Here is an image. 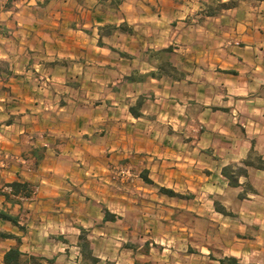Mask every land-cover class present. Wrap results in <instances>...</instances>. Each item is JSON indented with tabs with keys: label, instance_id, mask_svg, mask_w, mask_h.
Instances as JSON below:
<instances>
[{
	"label": "crops",
	"instance_id": "1",
	"mask_svg": "<svg viewBox=\"0 0 264 264\" xmlns=\"http://www.w3.org/2000/svg\"><path fill=\"white\" fill-rule=\"evenodd\" d=\"M226 1L0 0V191L35 189L0 192V264H78L82 228L96 264H264V168L222 174L264 160V1Z\"/></svg>",
	"mask_w": 264,
	"mask_h": 264
},
{
	"label": "trees",
	"instance_id": "2",
	"mask_svg": "<svg viewBox=\"0 0 264 264\" xmlns=\"http://www.w3.org/2000/svg\"><path fill=\"white\" fill-rule=\"evenodd\" d=\"M235 0H228L226 2H220L215 5V9L221 10V9H227L231 7H235L234 4ZM264 1V0H262ZM118 2V1H117ZM213 7L208 6V9H206V14L211 15L214 13ZM102 28H104L106 33L111 32L110 29L119 30L122 32H125L127 25L126 23H121L119 25H113V24H107L104 25ZM172 47H166L162 49L153 50L151 52L154 60H157V69L163 70L165 73L169 74L170 76H174L179 72V70L173 65V63L170 61V57H162V54H171ZM142 97H139L136 101V104L134 106L130 107V112L138 116L140 113L138 112V108L142 103ZM247 166H254L257 168H264V160L261 158V156L253 149L250 150V153L248 154V157L244 159L241 163H234L229 164L227 166H224L222 168V174L227 177L230 180L231 185H237L238 184V176L244 175L246 173V167ZM141 177L148 181V178L145 174L141 173ZM5 187L7 190H1V194H3L8 202L12 203H18L22 199H28L31 198L34 193V186L31 183L28 182H21V181H13L10 183H6ZM163 193H168L171 195H179L174 193L173 191L165 188L160 189ZM216 209L220 212H225V210L222 207H219L216 205ZM0 218L3 220H7L11 222L13 225L17 226L19 229L23 230V225L19 223L18 216L11 215L3 210L0 209ZM7 234L5 232H0L1 237H6ZM66 242V241H65ZM76 245L79 249L80 259L78 264H96L99 260L98 257L93 254L92 246L90 243V240L88 239V232L85 229H81L80 234L78 235ZM225 259H228L227 264H235L236 259L233 257H225L219 259L220 264H225ZM3 261L6 264H52L53 259L43 257V256H34L30 255V257L27 259H24L22 257V253L19 251L18 247H12L9 250H7L4 253ZM106 264H112L110 262H107ZM135 264H147V262H141L137 261Z\"/></svg>",
	"mask_w": 264,
	"mask_h": 264
},
{
	"label": "rangeland",
	"instance_id": "3",
	"mask_svg": "<svg viewBox=\"0 0 264 264\" xmlns=\"http://www.w3.org/2000/svg\"><path fill=\"white\" fill-rule=\"evenodd\" d=\"M240 3V1L239 0H235L234 1V4H235V6H237L238 4ZM248 4L250 5V6H254V7H258L259 5L257 4V2H256V0H248ZM257 9H259V7L257 8ZM170 55L171 54H162V57H166V56H168V57H170ZM178 73V72H177ZM177 75V74H176ZM136 101H137V99H136ZM136 101H135V104H136ZM134 104V105H135ZM144 104H146V102H144V103H141V105L139 106V107H142ZM258 153V152H257ZM35 190V189H34ZM177 234V233H176ZM69 236V235H68ZM68 239V241H70V240H73V238L72 237H69V238H67ZM184 243V242H183ZM195 250H197L196 248H195Z\"/></svg>",
	"mask_w": 264,
	"mask_h": 264
}]
</instances>
